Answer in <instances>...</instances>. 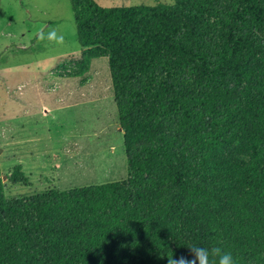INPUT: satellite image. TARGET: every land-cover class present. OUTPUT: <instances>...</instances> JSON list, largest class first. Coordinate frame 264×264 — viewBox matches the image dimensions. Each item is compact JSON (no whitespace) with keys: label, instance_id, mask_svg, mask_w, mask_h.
Wrapping results in <instances>:
<instances>
[{"label":"trees","instance_id":"16d2710c","mask_svg":"<svg viewBox=\"0 0 264 264\" xmlns=\"http://www.w3.org/2000/svg\"><path fill=\"white\" fill-rule=\"evenodd\" d=\"M68 2L70 75L106 58L125 176L6 196L0 173V264H167L192 245L264 264V0Z\"/></svg>","mask_w":264,"mask_h":264},{"label":"rangeland","instance_id":"374dc122","mask_svg":"<svg viewBox=\"0 0 264 264\" xmlns=\"http://www.w3.org/2000/svg\"><path fill=\"white\" fill-rule=\"evenodd\" d=\"M104 7L172 0H94ZM56 28L63 44L40 40ZM79 46L68 0H0V173L6 196L125 176L105 57L71 76ZM13 166L27 184L10 183Z\"/></svg>","mask_w":264,"mask_h":264},{"label":"clouds","instance_id":"9594fccd","mask_svg":"<svg viewBox=\"0 0 264 264\" xmlns=\"http://www.w3.org/2000/svg\"><path fill=\"white\" fill-rule=\"evenodd\" d=\"M40 40H48L56 44H63L64 37L56 28L49 27L46 32L38 33ZM192 259L185 256L176 257L171 251L167 255V264H235L234 258L230 252H225L221 247H200L192 245L188 247Z\"/></svg>","mask_w":264,"mask_h":264},{"label":"water","instance_id":"95a60500","mask_svg":"<svg viewBox=\"0 0 264 264\" xmlns=\"http://www.w3.org/2000/svg\"><path fill=\"white\" fill-rule=\"evenodd\" d=\"M4 177V175L1 176V179Z\"/></svg>","mask_w":264,"mask_h":264}]
</instances>
